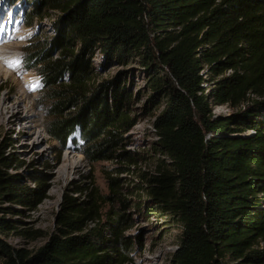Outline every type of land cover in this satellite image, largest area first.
Masks as SVG:
<instances>
[{
    "label": "trees",
    "instance_id": "1",
    "mask_svg": "<svg viewBox=\"0 0 264 264\" xmlns=\"http://www.w3.org/2000/svg\"><path fill=\"white\" fill-rule=\"evenodd\" d=\"M49 10L57 11L52 36L28 40L22 58L39 77L46 133L61 149L76 135L88 162L133 164L121 138L133 124L126 72L93 84L90 56L98 50L102 66L135 56L151 70L148 101L165 100L152 121L159 157L139 176L147 211L179 224L172 264H264V0H31L25 24ZM222 104L235 110L211 115ZM11 182L0 173V197L20 202ZM107 185L108 198L117 194V178ZM97 198L64 192L46 241L32 252L0 241V264H124L123 212L106 222L115 257L85 229L98 217ZM12 228L0 217V233Z\"/></svg>",
    "mask_w": 264,
    "mask_h": 264
},
{
    "label": "rangeland",
    "instance_id": "2",
    "mask_svg": "<svg viewBox=\"0 0 264 264\" xmlns=\"http://www.w3.org/2000/svg\"><path fill=\"white\" fill-rule=\"evenodd\" d=\"M29 10L31 0H0V49L4 46L12 49L4 48L7 60L0 64V157L7 161V165L0 163V173L10 177L15 187L13 192L19 196L23 192L19 197L21 201L16 202L15 197L1 191L0 217L14 228L0 233V241L26 252L36 250L53 230L62 194L85 200L89 190H93L98 197V217L87 220L85 229H93L91 240L95 244L102 240L103 250L115 257L119 244L114 242L106 222L114 212H123L127 220L121 236L130 243L122 249L128 257L124 264H172L179 224L167 214L147 211L149 198L141 188L144 181L139 176L141 172H151L159 157L153 148L156 137L152 121L165 100L160 96L158 100L156 97L153 102L148 101L151 70L143 68L135 56L125 65L105 66H102L98 50L90 56L93 84L109 79L119 70L126 72L125 83L131 91L129 115L133 124L121 138L124 149L135 159L133 164L125 167L126 163L121 160L88 162L79 152L80 141L76 135L75 142H68L61 149L45 131L46 113L39 77L33 70H25L22 60L23 47L28 40L38 38L47 42L52 36V21L57 11L34 16L32 24L26 25ZM8 57H12L10 61ZM200 74L204 79L209 78L203 68ZM210 83H202L204 92L209 91ZM210 110L211 115L223 117L235 109L222 104L211 106ZM245 133L250 134L251 130ZM118 168L123 170L117 171ZM107 176L118 180L117 194L109 198ZM27 192L36 193L27 196ZM38 194L41 200L30 206L28 200ZM233 263L227 261V264Z\"/></svg>",
    "mask_w": 264,
    "mask_h": 264
},
{
    "label": "bare ground",
    "instance_id": "3",
    "mask_svg": "<svg viewBox=\"0 0 264 264\" xmlns=\"http://www.w3.org/2000/svg\"><path fill=\"white\" fill-rule=\"evenodd\" d=\"M0 38H2V36H0ZM15 38V37H14ZM13 47L14 48H16L17 47V44H15V45H13ZM4 48H10V46H4L2 49H0V64H2L4 61H6L7 60V57L5 56V54L3 55V53H4ZM11 49V48H10ZM12 50V49H11ZM9 58V57H8ZM12 58V57H11ZM11 58H9V61H10V59ZM12 61V60H11ZM7 63H8V61H7ZM1 71H2V69H1ZM2 73V72H1ZM27 116H30V115H27Z\"/></svg>",
    "mask_w": 264,
    "mask_h": 264
}]
</instances>
